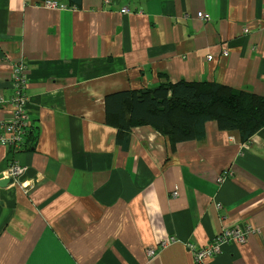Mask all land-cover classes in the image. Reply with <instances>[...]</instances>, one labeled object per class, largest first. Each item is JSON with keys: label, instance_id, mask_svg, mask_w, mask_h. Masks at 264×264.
I'll return each mask as SVG.
<instances>
[{"label": "crops", "instance_id": "obj_1", "mask_svg": "<svg viewBox=\"0 0 264 264\" xmlns=\"http://www.w3.org/2000/svg\"><path fill=\"white\" fill-rule=\"evenodd\" d=\"M42 1L0 0V175L23 167L0 186V264H193L190 247L245 226L207 264H264V127L243 143L211 121L174 149L137 127L124 151L104 114L108 93L180 80L264 97V0ZM18 61L29 128L15 150Z\"/></svg>", "mask_w": 264, "mask_h": 264}, {"label": "trees", "instance_id": "obj_2", "mask_svg": "<svg viewBox=\"0 0 264 264\" xmlns=\"http://www.w3.org/2000/svg\"><path fill=\"white\" fill-rule=\"evenodd\" d=\"M81 4L82 0H65L63 5L80 9ZM20 66L27 79L30 71L23 61L13 62L8 76L21 75ZM104 114L105 125L113 129L115 142L124 151L133 128L149 126L174 149L181 142L203 141L204 126L211 121L220 131H237L241 141L248 143L264 127V97L213 81L180 80L108 93Z\"/></svg>", "mask_w": 264, "mask_h": 264}, {"label": "built area", "instance_id": "obj_3", "mask_svg": "<svg viewBox=\"0 0 264 264\" xmlns=\"http://www.w3.org/2000/svg\"><path fill=\"white\" fill-rule=\"evenodd\" d=\"M40 6L50 10H64L69 9L63 4H59L55 0H43L40 3ZM122 12H127L125 9ZM196 16L203 20L209 21V16L204 14L203 12H198ZM223 57L227 56L226 52L222 53ZM212 59V56L208 57ZM20 66V73L21 75L12 74L9 77L10 80L13 81L14 85V92L9 99V104L13 107V120L10 123H7L4 127L7 131L10 132L14 142L12 145L7 147H12L15 150L20 149L28 136V128H29V118L26 112V104L28 98L25 94L26 89V78L24 76L25 71L21 69ZM0 103H2V98H0ZM1 118H0V125H1ZM3 143H6V139L0 136ZM23 172V167L18 165H11L7 171L5 172L6 176L9 178H14L18 176L20 173ZM227 173L224 172L222 175L219 176L218 182H222ZM251 230L250 226H245L244 228L240 227H233L221 230L214 238L208 241L204 246L199 247L198 249H194L192 247V257H193V264H207L209 260L213 259L215 256L220 254L221 248L223 245L227 243H234V244H243L246 241V235ZM174 239H169L167 241H163V245L165 246L167 243L173 242ZM155 254V249L151 248L147 250V256L151 257Z\"/></svg>", "mask_w": 264, "mask_h": 264}, {"label": "water", "instance_id": "obj_4", "mask_svg": "<svg viewBox=\"0 0 264 264\" xmlns=\"http://www.w3.org/2000/svg\"><path fill=\"white\" fill-rule=\"evenodd\" d=\"M11 179L9 178H4L3 175H0V186L1 187H6L10 183Z\"/></svg>", "mask_w": 264, "mask_h": 264}, {"label": "rangeland", "instance_id": "obj_5", "mask_svg": "<svg viewBox=\"0 0 264 264\" xmlns=\"http://www.w3.org/2000/svg\"><path fill=\"white\" fill-rule=\"evenodd\" d=\"M245 89H247V90H249L250 92H252L250 88H245Z\"/></svg>", "mask_w": 264, "mask_h": 264}, {"label": "bare ground", "instance_id": "obj_6", "mask_svg": "<svg viewBox=\"0 0 264 264\" xmlns=\"http://www.w3.org/2000/svg\"><path fill=\"white\" fill-rule=\"evenodd\" d=\"M208 57H209V56H208ZM208 57H207V60H208V61L212 60V59H209ZM210 57H211V56H210Z\"/></svg>", "mask_w": 264, "mask_h": 264}, {"label": "clouds", "instance_id": "obj_7", "mask_svg": "<svg viewBox=\"0 0 264 264\" xmlns=\"http://www.w3.org/2000/svg\"><path fill=\"white\" fill-rule=\"evenodd\" d=\"M10 179V178H9Z\"/></svg>", "mask_w": 264, "mask_h": 264}]
</instances>
